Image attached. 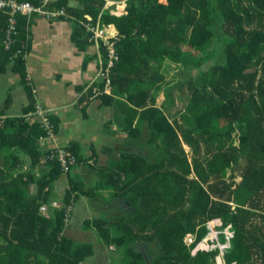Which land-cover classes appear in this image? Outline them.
<instances>
[{
  "label": "trees",
  "instance_id": "trees-1",
  "mask_svg": "<svg viewBox=\"0 0 264 264\" xmlns=\"http://www.w3.org/2000/svg\"><path fill=\"white\" fill-rule=\"evenodd\" d=\"M69 1L58 5L93 21L104 3L77 0L73 7ZM125 2V14L99 18L119 35L112 95L100 97L118 110L126 151L87 185L69 176L74 163L65 171L55 157L46 158L49 150L39 146L44 122L0 120V264H80L91 255L90 242L63 232L79 196L92 212L82 228L115 248L114 264H215L217 248H195L215 218L218 229L229 225L233 232L224 264H264V0ZM3 14L1 49L22 73L23 52L14 53L25 32L17 21V41L4 48ZM89 35L76 23L80 44ZM176 92L184 105L170 118L165 109ZM68 151L81 159L76 146ZM23 158L30 168H48L39 176L24 171ZM61 173L69 187L55 206L53 182ZM186 233L194 235L189 243Z\"/></svg>",
  "mask_w": 264,
  "mask_h": 264
},
{
  "label": "crops",
  "instance_id": "crops-1",
  "mask_svg": "<svg viewBox=\"0 0 264 264\" xmlns=\"http://www.w3.org/2000/svg\"><path fill=\"white\" fill-rule=\"evenodd\" d=\"M18 1L41 5L47 10L64 8L71 17L60 15L48 19L38 13L17 16L25 32L23 69L20 73L11 62L13 58L10 60L7 57V52L1 49L0 44V120L22 117L25 122L34 123L49 116L52 132L40 139V148L47 151L49 148L68 149L72 145L76 146L81 159L76 162L77 158L72 153L75 162L69 176L91 185L107 171L109 164L117 161L122 151H126V129L120 126L118 110L104 105L100 97L102 94L112 95L111 73L118 60L114 43L119 35L113 23H101L99 18L101 13L113 16L125 14L126 0H104L100 13L92 22L103 28L105 36H92L87 44H80L75 37L76 23L83 25L86 20L72 14L65 6H59L58 0L45 4L43 0ZM69 5L75 7L80 6V3L70 0ZM0 12L4 13L3 10ZM84 15L90 16L87 13ZM83 28L89 32L84 25ZM107 41L112 42L116 58L107 69V77L110 79L108 92L100 94L104 86L100 69H105L101 65L105 66L108 61ZM160 90L164 96V87ZM23 159L21 169L32 170L37 176L48 168L43 163L30 168L28 159ZM67 178V173H61L53 182L57 200L69 187ZM33 190L34 186L29 188L30 192ZM109 191L106 189L101 192ZM87 201L84 196L74 199L68 209L67 217L70 219L66 221L63 232L74 241L90 242L93 245V253L80 264H111L109 251L116 253L115 248L100 243L95 231L82 228L83 219L88 217L85 215L90 210Z\"/></svg>",
  "mask_w": 264,
  "mask_h": 264
},
{
  "label": "built area",
  "instance_id": "built-area-1",
  "mask_svg": "<svg viewBox=\"0 0 264 264\" xmlns=\"http://www.w3.org/2000/svg\"><path fill=\"white\" fill-rule=\"evenodd\" d=\"M55 0H43V3L51 2ZM0 10H3L6 13L7 17V23L4 30V38L2 39V44L4 48L9 49L13 44L16 42V37L18 36V30H17V16L19 14L24 15H32L35 13L40 14L42 17L51 19L60 15H63L65 17H71L69 13L65 11L64 8H59L55 10H47L43 8L41 5H34L28 1H18V0H0ZM86 20V21H85ZM84 26L86 30L89 31L90 37L89 39L93 38L92 36H105L104 30L102 27H100L97 23H93L90 16H85V19L83 20ZM92 34V35H91ZM95 39V38H94ZM96 41V39H95ZM98 43V41H97ZM104 44V43H103ZM108 45L106 46L107 54H108V61L105 66L101 65L102 67H106L105 69H100V75L104 79V86L100 89V94L104 92H108L107 88L109 89L110 86V79L107 77V69L110 68V65L112 64V60L116 58L114 54V50L111 47L112 42H108ZM19 46L21 48H17L15 50L14 55H19L20 53H24L25 49V42L24 40L19 41ZM39 112H42L40 110ZM42 122H44L47 130V134H51L52 132V126L48 120L47 117H44L41 119ZM49 153L46 156V158L50 159L55 157L61 164L63 170H67L69 168V165L75 162L74 155L68 151V149L64 147H55V148H49ZM209 231V230H208Z\"/></svg>",
  "mask_w": 264,
  "mask_h": 264
},
{
  "label": "rangeland",
  "instance_id": "rangeland-1",
  "mask_svg": "<svg viewBox=\"0 0 264 264\" xmlns=\"http://www.w3.org/2000/svg\"><path fill=\"white\" fill-rule=\"evenodd\" d=\"M176 71V68L175 67H172L170 68V72L168 73V77L167 78H171L172 77V74ZM180 94H178V92L174 93V101H173V105L172 107H170V111H167L166 110V115L169 116L170 118L172 117V115L174 114V112L176 110H179L183 107L184 105V102L182 99H180L179 97ZM163 94H162V90L158 91L157 92V95H156V103L158 105H160L164 98H163ZM44 118V117H43ZM239 179V178H237ZM33 185H29V188H32ZM104 196H107V192H104ZM59 197V196H58ZM58 200H55L53 202V204L55 206H58L59 203ZM91 208V207H89ZM81 213V212H80ZM85 216H92V212L91 210H88V212L86 213ZM220 222V220L218 218H215V219H211L209 220L207 223H206V226L208 228V233L203 237L201 238L198 243L196 244V249H203V250H210V249H215L217 248L218 249V254L215 256V264H224V260H223V251L225 248H227L229 246V239L232 237V230L230 228L229 225H226L222 230L221 229H218V227H216L217 223ZM224 233L226 236L225 238L227 239V241L225 242H222L221 240H219V234L220 233ZM193 237L194 235L191 234V233H186L185 236H184V240L189 243L193 240ZM228 245V246H227ZM109 256H110V262L111 264H114V262L118 263L119 261V254L118 252L116 251L113 252V250H110L109 251Z\"/></svg>",
  "mask_w": 264,
  "mask_h": 264
},
{
  "label": "bare ground",
  "instance_id": "bare-ground-1",
  "mask_svg": "<svg viewBox=\"0 0 264 264\" xmlns=\"http://www.w3.org/2000/svg\"><path fill=\"white\" fill-rule=\"evenodd\" d=\"M229 242V241H228ZM228 246V245H227Z\"/></svg>",
  "mask_w": 264,
  "mask_h": 264
}]
</instances>
